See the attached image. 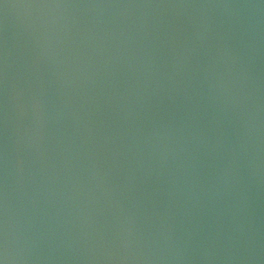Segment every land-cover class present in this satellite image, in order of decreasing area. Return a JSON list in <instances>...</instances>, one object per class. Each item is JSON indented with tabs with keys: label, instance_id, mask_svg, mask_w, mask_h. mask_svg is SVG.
Segmentation results:
<instances>
[{
	"label": "water",
	"instance_id": "water-1",
	"mask_svg": "<svg viewBox=\"0 0 264 264\" xmlns=\"http://www.w3.org/2000/svg\"><path fill=\"white\" fill-rule=\"evenodd\" d=\"M4 264H264V0H0Z\"/></svg>",
	"mask_w": 264,
	"mask_h": 264
},
{
	"label": "snow or ice",
	"instance_id": "snow-or-ice-1",
	"mask_svg": "<svg viewBox=\"0 0 264 264\" xmlns=\"http://www.w3.org/2000/svg\"><path fill=\"white\" fill-rule=\"evenodd\" d=\"M0 264H4L3 260H0Z\"/></svg>",
	"mask_w": 264,
	"mask_h": 264
},
{
	"label": "clouds",
	"instance_id": "clouds-1",
	"mask_svg": "<svg viewBox=\"0 0 264 264\" xmlns=\"http://www.w3.org/2000/svg\"><path fill=\"white\" fill-rule=\"evenodd\" d=\"M4 262V261H3Z\"/></svg>",
	"mask_w": 264,
	"mask_h": 264
}]
</instances>
